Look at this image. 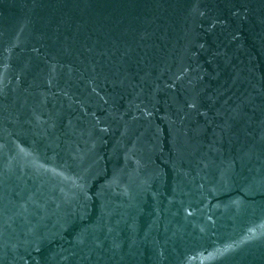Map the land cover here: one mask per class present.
<instances>
[{
  "label": "water",
  "instance_id": "water-1",
  "mask_svg": "<svg viewBox=\"0 0 264 264\" xmlns=\"http://www.w3.org/2000/svg\"><path fill=\"white\" fill-rule=\"evenodd\" d=\"M0 264H264V0H0Z\"/></svg>",
  "mask_w": 264,
  "mask_h": 264
}]
</instances>
